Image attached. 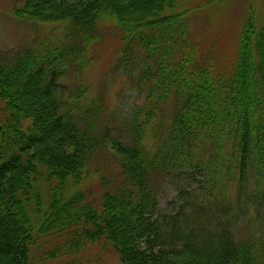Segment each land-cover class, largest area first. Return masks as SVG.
Returning <instances> with one entry per match:
<instances>
[{"label":"trees","instance_id":"16d2710c","mask_svg":"<svg viewBox=\"0 0 264 264\" xmlns=\"http://www.w3.org/2000/svg\"><path fill=\"white\" fill-rule=\"evenodd\" d=\"M180 1L14 6L61 30L0 58V264H29L35 228L66 238L53 258L106 240L122 264H264V20L252 7L231 57ZM108 30L138 94L110 123L106 92L79 82ZM108 145L118 182L92 165ZM168 183L181 204L160 214Z\"/></svg>","mask_w":264,"mask_h":264},{"label":"rangeland","instance_id":"374dc122","mask_svg":"<svg viewBox=\"0 0 264 264\" xmlns=\"http://www.w3.org/2000/svg\"><path fill=\"white\" fill-rule=\"evenodd\" d=\"M20 2L22 0H0L1 59L10 60L9 57L18 54L25 47L34 46L35 42L44 39L53 28H58V25L54 24L28 23L19 20L15 16L13 8ZM179 6L181 9L192 7V13L197 15L198 25L203 33L208 34L207 27L210 30V40L212 42L216 40L217 46L229 52L231 57L236 51L235 41H237L236 37L240 33L241 22L251 8L254 7V10H257L260 21L264 20V0H181ZM195 7L197 9H194ZM117 40L118 36L114 32L110 30L106 32L104 41L97 50L95 62L79 81L82 84L91 86L90 93H96L99 90L106 92L110 110L108 111L113 113L115 118L113 119L110 115H108V118L104 116L103 121L107 123L122 121L124 116L131 114L132 107L138 100L137 92L127 88L121 80L122 73L114 67L113 57ZM116 158L109 145L102 147L95 162H92V165L96 166L101 174H97L95 169H92L93 176L97 174L96 176L100 182L113 176H116L115 182H118V179L122 180L121 169ZM91 186H95V196L98 197L99 184L91 182ZM91 195L93 197L92 187ZM160 199V214L169 213L181 204L177 190L171 183L164 187ZM125 211H128V209H124V215L128 213ZM35 230L34 235L35 238H38L39 243L38 245H31L29 264H122L119 256L108 244H105L107 243L106 240L93 243L86 242V247L76 255H59L53 258L48 254L54 246L63 249L62 246L66 242V238L63 235L43 236L37 228Z\"/></svg>","mask_w":264,"mask_h":264}]
</instances>
